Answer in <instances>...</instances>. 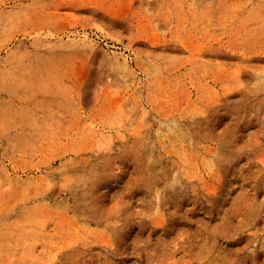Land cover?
<instances>
[{"label":"rangeland","instance_id":"rangeland-1","mask_svg":"<svg viewBox=\"0 0 264 264\" xmlns=\"http://www.w3.org/2000/svg\"><path fill=\"white\" fill-rule=\"evenodd\" d=\"M0 264H264V0H0Z\"/></svg>","mask_w":264,"mask_h":264}]
</instances>
